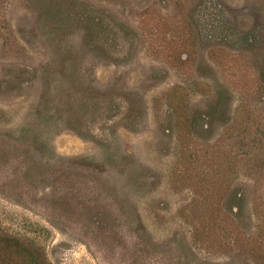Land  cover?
Wrapping results in <instances>:
<instances>
[{
    "label": "rangeland",
    "instance_id": "rangeland-1",
    "mask_svg": "<svg viewBox=\"0 0 264 264\" xmlns=\"http://www.w3.org/2000/svg\"><path fill=\"white\" fill-rule=\"evenodd\" d=\"M244 128L264 0H0V230L50 264H259Z\"/></svg>",
    "mask_w": 264,
    "mask_h": 264
},
{
    "label": "trees",
    "instance_id": "trees-1",
    "mask_svg": "<svg viewBox=\"0 0 264 264\" xmlns=\"http://www.w3.org/2000/svg\"><path fill=\"white\" fill-rule=\"evenodd\" d=\"M83 22L86 32H90L93 28H99L101 24L100 19L95 17L89 10L85 11ZM218 110L217 108L210 107L205 115L212 119V126L218 121V118L214 116L218 114L215 113ZM220 118H223V116ZM224 120L220 122L224 123ZM241 131L235 142V146L241 151L240 154L247 156L248 159H252L253 163H250L245 170L250 176L255 174L256 177L252 181L260 185L263 181H261L262 179L259 176L264 179L263 132L256 130L250 136V132L246 128ZM246 141L248 144L245 143ZM238 200L241 199L239 198ZM236 219H239V217L236 216ZM243 247L246 249L247 254L253 257L257 263H264V234L261 236L255 234L254 237L238 246L239 250ZM0 264H50V262L47 260L43 249L33 240L21 239L0 230Z\"/></svg>",
    "mask_w": 264,
    "mask_h": 264
}]
</instances>
